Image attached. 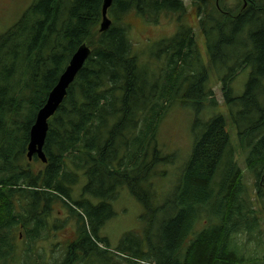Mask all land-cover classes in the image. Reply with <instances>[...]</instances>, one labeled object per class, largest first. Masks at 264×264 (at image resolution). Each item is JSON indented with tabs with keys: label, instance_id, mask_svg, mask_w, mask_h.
Here are the masks:
<instances>
[{
	"label": "trees",
	"instance_id": "16d2710c",
	"mask_svg": "<svg viewBox=\"0 0 264 264\" xmlns=\"http://www.w3.org/2000/svg\"><path fill=\"white\" fill-rule=\"evenodd\" d=\"M190 3L208 68L189 28L160 43L154 53L160 65L151 68L132 49L129 23L115 24L131 10L154 23L164 13L183 16V0H113L108 10L113 22L104 31L99 28L103 0H36L0 35V264H16L13 239L20 228L29 242L49 230L45 217L53 205L64 208L77 230L60 264H257L264 259L242 254L247 243L264 246V0ZM83 44L90 54L47 121L46 162L35 171L24 165L38 159L26 156L30 130ZM247 69L244 89L234 96L231 85ZM212 70L219 76L236 144L222 114L199 119L205 108L218 106L208 87ZM178 100L195 115L192 149L169 198L158 205L156 167L169 160L156 139ZM236 153L253 178L254 204ZM77 172L86 183L74 200ZM123 187L143 209V229L124 234L110 250L100 230L114 217L111 202ZM202 218L206 225L192 234ZM240 234L247 243L233 239ZM29 254L22 264H35Z\"/></svg>",
	"mask_w": 264,
	"mask_h": 264
},
{
	"label": "rangeland",
	"instance_id": "374dc122",
	"mask_svg": "<svg viewBox=\"0 0 264 264\" xmlns=\"http://www.w3.org/2000/svg\"><path fill=\"white\" fill-rule=\"evenodd\" d=\"M36 0H0V35L4 34L9 28H11L22 15L34 4ZM184 6H186V13L183 16L179 14L164 13L161 14L157 22H150L136 16L133 10L123 14L119 21L115 22L118 26H122L123 22L129 23L128 37L131 42L133 51L139 55L140 62L142 64H150L151 66H159L160 61H156L154 53L156 49L161 46L160 43L166 39H170L178 31L183 28H189L195 35V42L197 45L198 53L202 64L205 68H208L209 57L205 46L204 37L201 33V29L197 24V17L191 8L190 0H183ZM237 0H229V5H235ZM109 19H113L114 14L111 12L107 15ZM111 17V18H110ZM120 21H122L120 23ZM124 26V25H123ZM127 27V26H124ZM127 29V28H126ZM128 30V29H127ZM149 70H151L149 68ZM249 70L241 72L231 85L232 93L234 96H239L248 78ZM3 76V75H2ZM208 87L214 92L218 106L216 108L207 107L200 114L199 119L207 121L216 113L222 114L227 121V131L231 136V142L236 144V135L233 132V125L230 123L229 110L224 104L221 83L219 76L212 70L209 73ZM195 115L190 107L182 105L178 100L171 107L167 113L165 119L159 126L157 134V144L161 150L163 157H168L169 164H159L156 167L158 171V178L154 180V190L156 191L157 204L164 203L170 196L175 184L177 182L180 171L183 170L184 165L191 153L193 137H192V123ZM34 157V155L32 156ZM235 159L239 168L243 172L244 186L248 190L251 202L254 204V189L253 178L245 171L244 159L239 153L235 154ZM25 166H30L32 169L40 170L43 168V164L37 159L36 161L24 162ZM78 182L72 188V199L78 200L81 196L82 188L86 183V179L82 172H77ZM86 199H90L86 197ZM23 204V202H21ZM264 205V204H263ZM114 217L109 219L100 230V236L106 238L109 243L110 250H114L118 245L120 239L126 233H141L143 229V222L140 219L143 209L141 205L128 193L126 188H120L118 190L117 198L111 202ZM66 211L64 208L58 205H53L52 211L49 216L45 217L49 230H45L40 237L34 241L29 242L23 233V230L16 231L15 240V263L22 264L26 258V254L29 251L31 261L35 264H60L64 260L66 254L65 242L73 240V231L75 230V224L73 220H69L66 217ZM159 218V217H158ZM62 224L60 227L54 228V224ZM206 225V221L202 218L195 223L192 234H195ZM22 232V233H21ZM17 237V234H19ZM190 234V237H192ZM264 234V231H263ZM233 239L238 244L247 243L242 234L233 236ZM254 242L247 243V251L242 254H251L252 258H263L264 246L256 247ZM13 261V262H14ZM11 262V263H13ZM120 264H126L125 261H119ZM257 264H264L258 260ZM80 264V263H75ZM86 264V263H85ZM89 264H97L95 262Z\"/></svg>",
	"mask_w": 264,
	"mask_h": 264
},
{
	"label": "water",
	"instance_id": "95a60500",
	"mask_svg": "<svg viewBox=\"0 0 264 264\" xmlns=\"http://www.w3.org/2000/svg\"><path fill=\"white\" fill-rule=\"evenodd\" d=\"M112 0H103L102 4V22L101 31L106 30L110 26V20L106 17L107 9L110 7ZM90 49L82 45L71 57L67 67L58 79L55 87L48 94L44 106L38 111L35 123L29 133V143L27 146V159L31 160L36 155L42 162H46L42 152V146L47 132V121L55 113L63 98L65 97L68 86L73 82L77 72L82 67L84 61L88 57Z\"/></svg>",
	"mask_w": 264,
	"mask_h": 264
},
{
	"label": "flooded vegetation",
	"instance_id": "af4514ba",
	"mask_svg": "<svg viewBox=\"0 0 264 264\" xmlns=\"http://www.w3.org/2000/svg\"><path fill=\"white\" fill-rule=\"evenodd\" d=\"M75 230L73 231V240L71 239L70 241L65 242V245H68L69 243H72L75 240L76 234H77V230L76 227H74Z\"/></svg>",
	"mask_w": 264,
	"mask_h": 264
},
{
	"label": "bare ground",
	"instance_id": "6f19581e",
	"mask_svg": "<svg viewBox=\"0 0 264 264\" xmlns=\"http://www.w3.org/2000/svg\"><path fill=\"white\" fill-rule=\"evenodd\" d=\"M10 214V213H9ZM92 251V250H91ZM146 260V259H145Z\"/></svg>",
	"mask_w": 264,
	"mask_h": 264
}]
</instances>
